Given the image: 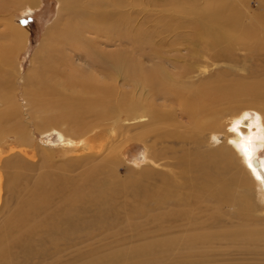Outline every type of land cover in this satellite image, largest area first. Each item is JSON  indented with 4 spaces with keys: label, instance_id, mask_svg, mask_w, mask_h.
Listing matches in <instances>:
<instances>
[{
    "label": "bare ground",
    "instance_id": "1",
    "mask_svg": "<svg viewBox=\"0 0 264 264\" xmlns=\"http://www.w3.org/2000/svg\"><path fill=\"white\" fill-rule=\"evenodd\" d=\"M58 1V19L48 27L35 52L33 69L22 77V105L15 100L13 72L14 57L25 44L27 28L6 14L21 4L34 5L35 0H0V26L4 28L0 29V155L5 138L12 136L18 152L30 159L27 148L33 141L28 129L33 121L41 134L56 133L59 150L72 152L70 157L92 158L101 153L102 158L93 163L95 169L90 167L85 174L106 175L110 180L102 189L69 188L67 180L44 173L50 168L45 161L35 167L26 160L3 164L0 160V203L5 176L11 190L20 180L24 183L18 191L21 202L0 224V264H19L18 259L34 260V264H76L81 258L63 261L59 255L88 229L82 216L85 205L98 202L104 211L108 198L121 196L137 200L130 204L132 210L159 228L153 236L140 231L141 239L170 234L167 239L142 245L149 250L160 245L192 248L264 239V225L255 218L258 202L264 209V160L253 161L264 127V0H166L163 5L154 0ZM140 6L144 17L136 20ZM107 31L112 36H106ZM112 40L126 47L106 51L102 45ZM68 50L86 59L104 78L77 67L73 71L79 74H72L74 65L66 61L71 59ZM219 63H242L241 69L247 72L235 75L237 71L209 70ZM195 71L203 79L192 83ZM229 76L233 81L224 82ZM116 78L124 87L113 83ZM76 84L82 86L80 91ZM90 87L92 93L85 91L90 94L87 100L89 96L83 98L82 91ZM78 91L81 95H76ZM225 96L230 100H217ZM57 97L62 100L57 102ZM96 100L110 101L106 113H124L126 119L134 120L131 127L117 130L119 134L112 126L99 127L83 135L87 118L106 115L97 112ZM251 108L258 112L256 117L238 120L232 128L234 119ZM238 110H242L240 116ZM61 123L67 125V131L61 130ZM131 128L136 131L131 133ZM220 134L224 139H216L213 145L211 138ZM130 140L148 142L146 167L137 176L121 177L116 170ZM239 143L248 156L242 155ZM156 161L166 169L152 168ZM37 170L38 176L31 181L29 177ZM88 181L96 184L98 180L92 176ZM254 185L258 202L236 192L249 191ZM52 196L59 199V208L39 211L35 201L49 204ZM83 198L88 200L76 208ZM112 204L115 200L106 205L107 215ZM106 223L114 225L113 220ZM87 231L84 236L90 234Z\"/></svg>",
    "mask_w": 264,
    "mask_h": 264
},
{
    "label": "rangeland",
    "instance_id": "2",
    "mask_svg": "<svg viewBox=\"0 0 264 264\" xmlns=\"http://www.w3.org/2000/svg\"><path fill=\"white\" fill-rule=\"evenodd\" d=\"M142 1H146V0H142ZM154 1L155 2L158 1L162 5L165 4L166 2V0H154ZM58 5H59L58 0H35L34 5L28 3L21 4V6L19 7H14L10 9L6 14L12 22H14L17 25L18 24L24 25L27 28L25 44L19 49V51L14 57V65L16 67L14 68L16 70H14L13 72V76L15 79L14 80L15 100H17L22 105H25V100L23 98L24 95L23 90L25 87L22 83V77L24 78L25 76H27L26 73L30 72V70L33 69L32 59L35 55V52L38 50L41 43L43 42L48 27H50V25H52L58 19ZM142 8H143L142 6L139 7L138 9L139 11L136 14V20L139 19L143 20L144 11H142ZM59 20L60 23L61 18ZM0 29H4V28L0 26ZM54 31H56V27L52 29V33ZM106 36H112V34L110 32L108 33L107 31ZM102 46L106 49V51H113L116 49H122L126 47V45L122 44L119 40H112L111 42H106V44H103ZM67 52L70 51L68 50ZM180 52L186 53V50L182 49ZM73 54H74L73 52H70L69 56L71 57V59L66 60V61L70 60L71 61L70 64L72 63L74 65V66L70 65V69L73 66L72 72L71 70L69 71L68 65H66L67 67L65 66L67 71L64 68L66 72L68 73L71 72L72 74L74 72V74H79L76 71H73L75 70L73 68L77 67L86 72L88 71V73L97 74L100 79L104 78L102 74L100 75L97 70L93 69L91 64L86 59L84 60L79 55L73 56ZM174 54L177 55L179 53H174ZM248 64L249 63H247V65ZM241 65L242 63L238 66H234L230 63H219L210 66L209 70H212L213 72L214 68L216 70L225 69L231 72L237 71L236 73H234L235 75L238 73L245 74L247 71L242 70ZM201 76L203 75L199 74V71H195L194 73H192V83L193 81L199 82L200 79L202 80L203 78ZM233 76L225 77L224 82H232L234 79L232 78ZM244 78H246L245 82L250 81V78L238 77L239 80H243ZM66 81H68V78L66 79ZM108 83L110 84V82L106 81V86L109 85ZM113 83L116 84L117 86H122L121 84L122 81L120 80V78H116L113 81ZM188 83H191V81L188 80ZM76 85L78 86L77 88L78 90L82 89L79 88L82 87L80 84H76ZM87 89L88 88L83 90L82 94L84 95L83 98L85 99L89 96L87 98L88 100L90 98V94L86 95L87 93H85V91L86 92L91 91L90 93H92L93 89L91 87L88 89V91ZM66 91L70 93L68 90ZM79 91L76 93V95L78 94L81 95V92ZM217 97L218 96L214 98ZM61 100L62 99L60 97H57L56 101L60 102ZM217 100H230V99L228 97L226 98L225 96V98L217 99ZM96 101L99 103V104L97 103V107H96V109L98 110L97 112H102L105 113L106 115L108 114L109 115L108 117L105 115L104 117L101 118H96L95 116L94 117L90 116L89 118H87L86 119L87 130L85 129L87 132L85 133V130L82 129L83 131L81 133H83V135L84 134L86 135L92 129L99 127L103 128V127L112 126L115 128L116 132L117 130L120 131L121 128H123L124 131L125 127L126 128L131 127L130 124H132V121L134 120L126 119L124 113H120L118 110H114V109H113L114 111L111 110L113 112L108 111V113H106V110H108V107H110L111 105L110 101H103V102L102 100H96ZM241 111L242 110H240V112ZM240 112L238 110L239 116L241 115ZM245 112L246 114L244 115L242 114L238 119L237 118L234 119V121L232 122L233 124L232 128H235V126L238 125L239 123L238 120H242L244 118H248L249 120L254 119L258 113L256 109L253 108L247 109ZM140 120L141 119H137V121ZM61 124L62 125L59 124L61 130L62 129L66 130L67 125H63V123ZM29 126L31 127H29L28 131H30V135H32L31 139L33 141L32 144L33 146L31 145L30 147L27 148L28 150L27 157L30 159H27L26 157L22 156L20 152H18L19 147L17 146L16 143L13 142L14 138L10 136L8 138L7 137L5 138L6 142L4 144L2 143V154L0 155V160L2 164L9 160L11 161L19 160V163L22 162V160H26L27 162L32 163L35 165V167H37L41 161H45L50 168L48 169L46 168L44 173L50 174V177L55 178L58 176L64 180H67L69 184V188L76 186L84 187L86 189H90L91 186L96 187L98 189H102L103 187L106 188L105 182L110 180L109 178H106V175H101V176L98 175L99 177H97L96 175H94L93 172H91L88 175L85 174L86 173L85 171H88L90 167L93 168L94 165L93 163L98 162L102 158L101 153H98L92 158L84 157V156L70 157V155L71 156L73 155L72 152H68L65 154L64 151L59 150L61 146H60V142H58L56 133L54 132L47 133V135L41 134L36 128H34L33 121H31V125ZM224 130L225 129L223 128V131ZM135 131H136L135 129L130 130L131 133L132 132L134 133ZM260 131L262 134V138H261L262 144L258 147L256 156L253 157V161L256 160L257 162H259V160H264V143H263L264 127L260 129ZM231 132H233V129L230 131V133ZM117 133L119 134V132ZM71 135L76 136L79 135V133H71ZM216 139L219 140L218 142H221L224 139L223 134L218 135L214 139L212 137L210 142H213L212 144L215 145L217 142L215 141ZM147 144L148 142L145 141L137 142L130 140L128 142L127 146L124 148L122 154L120 155V161H119L120 166L116 170V173L119 176L127 177V175L130 174L137 176L138 173L142 172V169L146 167V164H144L145 163L144 159L145 156L147 155L146 153H148ZM239 144L238 146L240 152L242 151L241 152L242 155L248 156L246 153V148L242 146L241 143ZM41 149H44L46 152ZM42 151L44 152V154L42 153ZM153 164H151V166L156 170L161 171L166 169L164 166L161 165L160 161H156V163ZM31 166L35 168L33 165ZM38 172L39 171L37 170L35 174H31L29 179L33 181L38 176L37 174ZM8 173H12V172H8ZM92 176H95L97 178L98 181L96 182V184H94V182L92 181H88L91 180ZM7 178L8 177L5 176L4 182L5 181L7 182ZM6 182L3 184V188H2L3 199L1 200L2 203H0V224H2L6 220V218L10 214L9 212L13 210L15 205L17 206L21 202L19 197L20 194L19 192H21L22 188H24V183L21 180L15 185L16 187L14 188V190H11L9 186H7L8 183ZM4 185H6L7 187ZM255 191L256 190L254 185L252 188H250L249 191L248 190L246 191L244 189H237L236 192H238L239 195L248 194L253 200H256V202H258L259 198H257V194ZM131 198H132L131 196H127V198H123V196H121V198L112 197L111 201L108 198L106 200V205L109 204V202L115 200V204H112L109 207L108 215L106 214V205L104 206L105 210L102 211V209H99L102 206L98 202H96V204L94 205L86 204L85 205L86 211L82 213V216L89 225L87 226L88 229H84L83 231L80 232L82 234L80 235L79 238H76V240L73 242V247L71 249L64 251L59 255L60 260L71 261L73 257L76 259L81 258L78 259L76 264H109V263L110 264H115V263L116 264L117 263L118 264L119 263L120 264L121 263L122 264H264L263 238L254 243L253 242L247 243L246 241L236 242V243L222 242L220 244L213 243L211 245L209 244L198 245L192 248L190 247L182 248L179 244H177L176 247H174L173 245L172 246L160 245V246H156L152 250H149V248L144 247L142 245H146L151 241L167 239V237L170 236V234L163 235L158 239L155 238L141 239L138 234L140 231L145 232L144 234L147 236L149 235L153 236V234L156 235L159 232V231L156 232L155 229L156 228L159 229V228L158 226L155 225V223L150 222L147 216L137 214L132 210V206L130 204L137 203L138 201L134 199L131 200ZM86 200L88 199L83 198L82 202L76 204V208L82 207ZM35 203L39 205V211L47 207V211L53 212L60 206V201L57 198V196H52L49 204H45V202L43 201L42 202L35 201ZM126 204L128 206H126ZM153 207H154L153 203L151 202L150 209H152ZM165 208L168 209L167 207ZM256 208L257 209L255 212V218L259 220L258 222L259 224L264 225V209L262 208L261 204H259V202L257 203ZM81 210L82 208L80 209V211ZM108 219L111 220V222L113 220L114 225L113 223L107 224L106 220ZM163 224L167 227L165 223ZM86 231L90 232V234L84 236L87 234ZM38 238L41 239L40 235H37L36 239ZM132 249H134V251L136 252L131 254H126L129 253ZM14 251H18V250H14ZM120 253H125L126 256ZM18 260H20L19 264H34L35 262L34 260L30 261L26 259H18Z\"/></svg>",
    "mask_w": 264,
    "mask_h": 264
}]
</instances>
